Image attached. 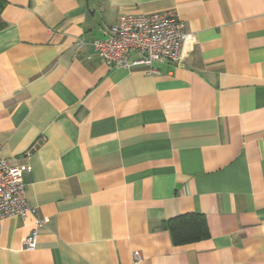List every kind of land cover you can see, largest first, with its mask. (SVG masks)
Returning <instances> with one entry per match:
<instances>
[{
	"label": "crops",
	"instance_id": "1",
	"mask_svg": "<svg viewBox=\"0 0 264 264\" xmlns=\"http://www.w3.org/2000/svg\"><path fill=\"white\" fill-rule=\"evenodd\" d=\"M2 1L0 156L46 220L26 249L33 217L4 218L0 264H264V0ZM168 9L177 62L97 55ZM191 213L208 236L174 243L162 222Z\"/></svg>",
	"mask_w": 264,
	"mask_h": 264
},
{
	"label": "built area",
	"instance_id": "2",
	"mask_svg": "<svg viewBox=\"0 0 264 264\" xmlns=\"http://www.w3.org/2000/svg\"><path fill=\"white\" fill-rule=\"evenodd\" d=\"M189 37L176 11L168 9L121 15L104 37L93 39L92 45L108 67L142 65L151 73L154 62H177ZM22 171L23 167L11 165L0 156V222L8 216H32L34 225L25 237L24 247L33 249L37 229L46 219L37 217L35 207L27 200ZM140 259L139 251H134L128 264H137Z\"/></svg>",
	"mask_w": 264,
	"mask_h": 264
},
{
	"label": "trees",
	"instance_id": "3",
	"mask_svg": "<svg viewBox=\"0 0 264 264\" xmlns=\"http://www.w3.org/2000/svg\"><path fill=\"white\" fill-rule=\"evenodd\" d=\"M3 1L0 0V10ZM163 227L169 230L174 243L192 242L206 238L208 231L205 219L199 214H183L175 218L164 220Z\"/></svg>",
	"mask_w": 264,
	"mask_h": 264
}]
</instances>
